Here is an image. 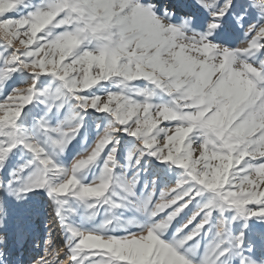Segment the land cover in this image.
<instances>
[{
  "label": "snow or ice",
  "instance_id": "1",
  "mask_svg": "<svg viewBox=\"0 0 264 264\" xmlns=\"http://www.w3.org/2000/svg\"><path fill=\"white\" fill-rule=\"evenodd\" d=\"M41 200L31 264H264V0H0V264Z\"/></svg>",
  "mask_w": 264,
  "mask_h": 264
},
{
  "label": "rangeland",
  "instance_id": "2",
  "mask_svg": "<svg viewBox=\"0 0 264 264\" xmlns=\"http://www.w3.org/2000/svg\"><path fill=\"white\" fill-rule=\"evenodd\" d=\"M198 148L194 146V152H197ZM144 179H151V175H145ZM46 199V198H45ZM47 211L44 200L40 201L39 214L35 217L33 223L31 224V236H30V244L29 248L23 249L21 246L16 245L14 242H9V244L13 243V248L10 249V246L4 248L6 259L8 264H31V260L34 259L37 255H39L43 250V240L45 238V234L47 231ZM22 226H25L22 224ZM55 238V237H54ZM57 243L59 240L57 239ZM10 249V251H9ZM22 255H21V254Z\"/></svg>",
  "mask_w": 264,
  "mask_h": 264
},
{
  "label": "bare ground",
  "instance_id": "3",
  "mask_svg": "<svg viewBox=\"0 0 264 264\" xmlns=\"http://www.w3.org/2000/svg\"><path fill=\"white\" fill-rule=\"evenodd\" d=\"M30 236H31V233H29L27 239L24 240L23 244L20 245L21 248H22V251H24L23 249L29 248L28 246H29L30 241H31V240H30ZM9 246H10V249L13 248V243L9 244ZM10 249H9V251H10ZM20 254H21V253H20ZM22 254H23V253H22ZM22 254H21V255H22ZM18 264H20V263L18 262Z\"/></svg>",
  "mask_w": 264,
  "mask_h": 264
}]
</instances>
